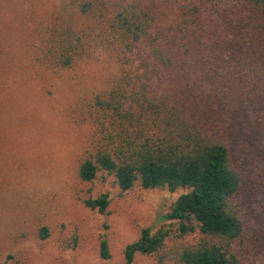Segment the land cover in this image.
Masks as SVG:
<instances>
[{"label":"trees","instance_id":"1","mask_svg":"<svg viewBox=\"0 0 264 264\" xmlns=\"http://www.w3.org/2000/svg\"><path fill=\"white\" fill-rule=\"evenodd\" d=\"M72 2L93 24L44 3L36 61L66 69L103 49L114 67L80 113L91 131L78 178L182 191L124 264H264V0ZM81 203L108 214L110 199ZM99 257L110 259L104 235Z\"/></svg>","mask_w":264,"mask_h":264},{"label":"rangeland","instance_id":"2","mask_svg":"<svg viewBox=\"0 0 264 264\" xmlns=\"http://www.w3.org/2000/svg\"><path fill=\"white\" fill-rule=\"evenodd\" d=\"M44 3L67 9L78 26L93 24L74 12L72 0H0V263L124 264L125 245L141 229L166 224L162 216L182 191L135 186L121 192L111 180L80 181L76 163L91 131L80 113L114 67L103 49L66 69L38 63ZM103 193L108 214L82 205L83 198ZM42 226L44 240L38 238ZM103 235L108 260L99 257ZM131 264L154 261L138 256Z\"/></svg>","mask_w":264,"mask_h":264}]
</instances>
